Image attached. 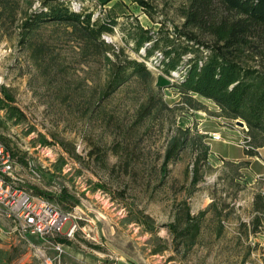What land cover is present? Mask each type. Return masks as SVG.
Listing matches in <instances>:
<instances>
[{
	"label": "rangeland",
	"instance_id": "rangeland-1",
	"mask_svg": "<svg viewBox=\"0 0 264 264\" xmlns=\"http://www.w3.org/2000/svg\"><path fill=\"white\" fill-rule=\"evenodd\" d=\"M60 1L99 23L115 21L101 39L150 73L106 95L103 49L91 50L67 24L23 28L25 17L51 2L0 0V107L19 113L15 123L0 109V140L29 161L26 169L15 160V186L101 220L98 243L78 233L68 262L95 264L112 255L128 264H264V213L254 209L256 200L264 203V147L211 101H188L130 40L139 27L159 45L180 46L178 9L187 0ZM181 133L188 134L185 149L164 165L170 139ZM185 211L203 213L189 249L170 233ZM2 220L0 211V227ZM17 242L13 258L20 260L28 248L23 238Z\"/></svg>",
	"mask_w": 264,
	"mask_h": 264
},
{
	"label": "trees",
	"instance_id": "trees-1",
	"mask_svg": "<svg viewBox=\"0 0 264 264\" xmlns=\"http://www.w3.org/2000/svg\"><path fill=\"white\" fill-rule=\"evenodd\" d=\"M48 1L51 4H43L41 9L25 17L23 28L32 32L44 23L67 24L91 50L103 49L108 66L104 94L112 95L131 79L150 75L143 63L121 58L122 50L116 51L101 39L103 34L113 33L115 21L99 23L90 15L82 14V7L65 6L60 0ZM178 11L183 19L176 35L182 40L180 46L159 45L154 34L137 27L130 33L133 50L150 60L162 74L174 79L173 87L188 101H192L191 96L211 101L226 118L243 122L257 147H264V0H187ZM156 53L160 56L155 59ZM251 61H256L261 69L244 65ZM0 109L5 110L7 120L19 122V113L14 108ZM154 109V103L148 104L140 110V116L147 117ZM186 135L181 133L170 139L164 165L174 162L185 149ZM4 144L14 164L17 159L27 169L28 159L17 158L14 150ZM203 151L206 153L208 147H203ZM254 209L264 213V203L256 200ZM202 215L190 216L185 211L184 219L171 227L174 239L186 249L196 242ZM183 226L185 230H181ZM56 241L66 242L58 238Z\"/></svg>",
	"mask_w": 264,
	"mask_h": 264
},
{
	"label": "built area",
	"instance_id": "built-area-1",
	"mask_svg": "<svg viewBox=\"0 0 264 264\" xmlns=\"http://www.w3.org/2000/svg\"><path fill=\"white\" fill-rule=\"evenodd\" d=\"M73 1L77 0H71ZM159 56L160 53H156L155 57ZM173 75L178 76L177 73ZM242 129L245 130V127ZM211 137L213 141L221 140L218 134H212ZM18 170L19 167L14 164L10 150L0 141V211L8 221L15 223L14 227L20 238L28 242V238L34 237L50 243L61 236L72 238L81 230L80 222L96 227L98 219L85 218L80 207L76 206L71 211H65L44 196L32 195L16 187L15 182L19 181ZM100 217L103 219L102 216ZM51 247L58 256L62 253L61 245L51 244ZM58 256L52 258L43 254L42 263L58 264ZM97 264L106 263L101 261Z\"/></svg>",
	"mask_w": 264,
	"mask_h": 264
},
{
	"label": "crops",
	"instance_id": "crops-1",
	"mask_svg": "<svg viewBox=\"0 0 264 264\" xmlns=\"http://www.w3.org/2000/svg\"><path fill=\"white\" fill-rule=\"evenodd\" d=\"M101 222V220L97 221ZM96 223V227L93 228V226L86 225L85 223L81 224L79 223V226L81 227V230L77 231L72 238H66L64 236L58 237V239L65 240V243H60L55 238L52 242L46 243L42 240H39L34 237L28 238L27 243V253L20 259L18 258H13V252H14V246L16 242L20 239L18 233L16 232L15 227H12L9 225V221L2 220L1 227H0V251H2L3 254H0V264H6V262L9 260H12L11 264H43L42 263V258L41 255L45 254L48 255L52 258L57 257V253L54 251V249L51 247V244H59L61 245L62 253L58 256L59 263L58 264H70L68 262V258L66 256H69V251L66 249H69L70 243L75 240V237L78 236V233L81 235L82 239L86 240L91 237L95 243H98V238L99 233L103 234V230L100 229L98 230ZM68 227L66 228V230ZM89 234V236H88ZM31 239L35 240L34 243ZM31 240V241H30ZM92 241V240H91ZM18 243V242H17ZM101 245V244H100ZM48 252V253H47ZM107 260L105 261L106 264H128L127 262H124L122 260H119L120 262L118 263V259L111 256H107ZM102 258V257H101ZM15 260H18L16 263H13ZM101 262V260L97 261L95 264ZM109 262V263H107ZM85 264V263H83Z\"/></svg>",
	"mask_w": 264,
	"mask_h": 264
},
{
	"label": "water",
	"instance_id": "water-1",
	"mask_svg": "<svg viewBox=\"0 0 264 264\" xmlns=\"http://www.w3.org/2000/svg\"><path fill=\"white\" fill-rule=\"evenodd\" d=\"M236 123H237V125H239V126H241V127H244V123L243 122H241V121H236Z\"/></svg>",
	"mask_w": 264,
	"mask_h": 264
}]
</instances>
